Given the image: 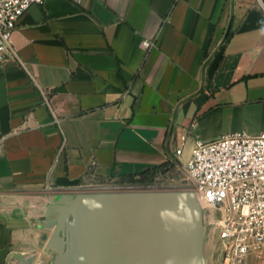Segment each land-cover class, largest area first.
Instances as JSON below:
<instances>
[{"label": "crops", "instance_id": "crops-1", "mask_svg": "<svg viewBox=\"0 0 264 264\" xmlns=\"http://www.w3.org/2000/svg\"><path fill=\"white\" fill-rule=\"evenodd\" d=\"M12 42L24 66L0 68V264H80L79 196L168 178L186 131L182 162L196 139L264 132V0H45ZM54 227L62 254L45 249Z\"/></svg>", "mask_w": 264, "mask_h": 264}, {"label": "built area", "instance_id": "built-area-1", "mask_svg": "<svg viewBox=\"0 0 264 264\" xmlns=\"http://www.w3.org/2000/svg\"><path fill=\"white\" fill-rule=\"evenodd\" d=\"M45 0H0V68L8 61L22 63L12 42L18 20L33 5ZM146 48L151 43L145 41ZM47 98V97H46ZM195 125L192 124L191 127ZM172 141L176 166L183 170L193 191L213 212L209 223L216 231L225 262H242L264 252V132H235L204 142L196 139L189 158L182 162L186 139ZM3 139L0 138V152ZM157 172L151 183L109 182L94 193L158 192Z\"/></svg>", "mask_w": 264, "mask_h": 264}, {"label": "water", "instance_id": "water-1", "mask_svg": "<svg viewBox=\"0 0 264 264\" xmlns=\"http://www.w3.org/2000/svg\"><path fill=\"white\" fill-rule=\"evenodd\" d=\"M196 200L186 193H92L76 199L81 219L80 264H204L202 235L193 224ZM51 225L54 222L51 221ZM60 228L46 251L62 254ZM19 264L33 257L15 255Z\"/></svg>", "mask_w": 264, "mask_h": 264}, {"label": "rangeland", "instance_id": "rangeland-1", "mask_svg": "<svg viewBox=\"0 0 264 264\" xmlns=\"http://www.w3.org/2000/svg\"><path fill=\"white\" fill-rule=\"evenodd\" d=\"M157 182L162 184L161 190L165 192L186 193L196 200L197 209L193 217V224L202 235V254L205 264H233L232 262H225V257L220 251V242L217 239L216 231L209 225L214 212L193 191L183 170L177 169L168 178L160 175ZM236 264H264V252L259 255H249L242 262Z\"/></svg>", "mask_w": 264, "mask_h": 264}, {"label": "trees", "instance_id": "trees-1", "mask_svg": "<svg viewBox=\"0 0 264 264\" xmlns=\"http://www.w3.org/2000/svg\"><path fill=\"white\" fill-rule=\"evenodd\" d=\"M156 174L155 171L146 172L141 174L138 178L130 177L124 180H121L120 182H129V183H151L154 179V176Z\"/></svg>", "mask_w": 264, "mask_h": 264}]
</instances>
